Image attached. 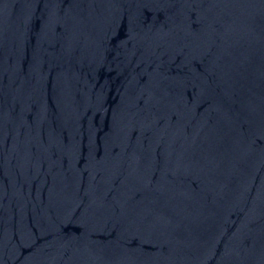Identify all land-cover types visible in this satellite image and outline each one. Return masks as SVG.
Segmentation results:
<instances>
[{"label":"water","instance_id":"95a60500","mask_svg":"<svg viewBox=\"0 0 264 264\" xmlns=\"http://www.w3.org/2000/svg\"><path fill=\"white\" fill-rule=\"evenodd\" d=\"M0 264H264V0H0Z\"/></svg>","mask_w":264,"mask_h":264}]
</instances>
